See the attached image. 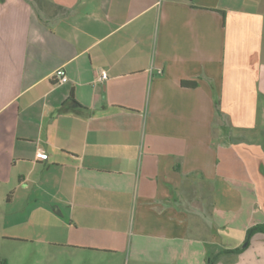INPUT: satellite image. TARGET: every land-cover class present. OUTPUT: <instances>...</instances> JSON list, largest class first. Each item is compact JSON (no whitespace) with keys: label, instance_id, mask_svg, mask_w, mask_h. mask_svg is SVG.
Returning a JSON list of instances; mask_svg holds the SVG:
<instances>
[{"label":"crops","instance_id":"0c3cea01","mask_svg":"<svg viewBox=\"0 0 264 264\" xmlns=\"http://www.w3.org/2000/svg\"><path fill=\"white\" fill-rule=\"evenodd\" d=\"M263 222L264 0H0L1 240L264 264L220 253Z\"/></svg>","mask_w":264,"mask_h":264},{"label":"rangeland","instance_id":"374dc122","mask_svg":"<svg viewBox=\"0 0 264 264\" xmlns=\"http://www.w3.org/2000/svg\"><path fill=\"white\" fill-rule=\"evenodd\" d=\"M3 232L7 234L9 231ZM60 254V252L56 251L47 252L44 248L34 246L30 242L13 239H0V264H84L78 262H62ZM50 255L58 257L53 261H49L46 256ZM104 261L107 264H113V262H107L106 260ZM105 262L102 261L101 263L106 264ZM101 263L96 262L95 264Z\"/></svg>","mask_w":264,"mask_h":264},{"label":"trees","instance_id":"16d2710c","mask_svg":"<svg viewBox=\"0 0 264 264\" xmlns=\"http://www.w3.org/2000/svg\"><path fill=\"white\" fill-rule=\"evenodd\" d=\"M182 84H195L194 82H185L182 81ZM264 233V222L261 224H256L254 226H251L250 228L247 229L246 234H245V239H244V244L243 246L234 248V249H224L222 251H220V253H226V252H230V253H238L241 252L249 243V240L251 238V236H253L255 233ZM212 262L210 261L208 264H211Z\"/></svg>","mask_w":264,"mask_h":264},{"label":"built area","instance_id":"2783aa9c","mask_svg":"<svg viewBox=\"0 0 264 264\" xmlns=\"http://www.w3.org/2000/svg\"><path fill=\"white\" fill-rule=\"evenodd\" d=\"M52 76H53V79H55L56 83H64L68 80V77H67L66 72H65L63 67H59V68L55 69ZM100 78L105 79L106 73L102 72L100 75ZM38 157H40L42 159L46 158L45 153H43L41 151H40Z\"/></svg>","mask_w":264,"mask_h":264}]
</instances>
